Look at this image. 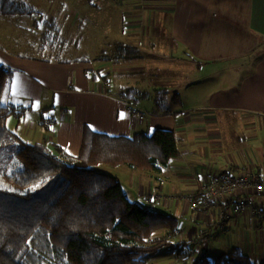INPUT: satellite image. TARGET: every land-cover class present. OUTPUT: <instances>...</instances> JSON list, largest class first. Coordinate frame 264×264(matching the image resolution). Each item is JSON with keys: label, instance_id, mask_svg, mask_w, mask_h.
<instances>
[{"label": "crops", "instance_id": "0c3cea01", "mask_svg": "<svg viewBox=\"0 0 264 264\" xmlns=\"http://www.w3.org/2000/svg\"><path fill=\"white\" fill-rule=\"evenodd\" d=\"M86 3L92 8L88 15L101 12L105 22L99 27L85 16L91 23V39L102 37L108 51L78 46L72 47L75 52L59 48L57 57L40 58L0 47V59L5 61L0 62L14 72L6 105L18 109V116L10 117L12 127L8 118V127L26 142L48 141L53 149L61 146L72 156L80 153L85 128L121 137L151 134L159 128L173 131L180 155L168 168L160 173L123 170L133 187L132 196L124 191L131 201L143 204L145 196L159 193L163 198L152 203L155 209L180 219V244L173 247L175 252L165 254L167 264H190L189 253L215 260L233 248L261 264L264 218L259 220L250 212L233 217L227 209L238 198L253 196L264 210V195L239 191L235 198H225L206 210H192L186 198L224 172L235 177L249 171L264 176V0ZM80 17L78 11H55L48 19L53 20L46 25L58 34V45L64 36L76 33ZM70 37L69 42H74ZM119 44L138 48L142 59L98 60ZM146 60L153 61L156 72L171 70L173 80L166 75L152 86L134 82L148 69ZM132 62L144 68L130 70ZM133 88L146 95L130 101L122 98ZM158 89L169 92L168 114H154ZM133 104L147 112L145 121L131 115ZM49 108L57 122L45 128Z\"/></svg>", "mask_w": 264, "mask_h": 264}, {"label": "trees", "instance_id": "16d2710c", "mask_svg": "<svg viewBox=\"0 0 264 264\" xmlns=\"http://www.w3.org/2000/svg\"><path fill=\"white\" fill-rule=\"evenodd\" d=\"M34 12L25 0H0V15ZM141 59L138 48L123 44L98 58L113 63ZM13 75L0 62L2 173L14 186H0V264H149L145 256L180 244L179 236L165 235L181 233L177 216L158 211L153 202L131 201L120 180L98 168L124 165L160 173L180 155L175 133L159 128L121 137L85 128L77 156L61 146L53 149L48 141L26 142L8 127V118L18 116L17 107L3 104ZM145 95L133 88L121 96L130 101ZM168 95L158 89L154 114L170 112ZM192 255L190 264H257L239 248L215 260Z\"/></svg>", "mask_w": 264, "mask_h": 264}, {"label": "rangeland", "instance_id": "374dc122", "mask_svg": "<svg viewBox=\"0 0 264 264\" xmlns=\"http://www.w3.org/2000/svg\"><path fill=\"white\" fill-rule=\"evenodd\" d=\"M27 2L29 4L28 6L34 8L36 11L32 15L20 16L16 18L0 16V47L15 51V53L17 54L20 52L21 54H24L27 56H34V57H40V58L57 57L59 55V48H63L64 51L69 50L68 52L70 51L75 52L76 50L73 51L72 47L75 48L79 46L81 50L82 48L83 49H86L89 47L91 48L94 45L95 46L94 49L97 50L98 52L102 50H105V51L109 50L107 48V45H105L106 42H104L102 37L97 38V40L95 41L91 39V35H92L91 34L92 31H90L91 23L87 22V20L85 19V16H87V18H89L90 21H93L95 25L99 27L102 24H105V22L102 21L101 12H98V14H95L92 16L88 15L87 11L91 10L92 8L87 6L86 0H55V3H53V5H48L46 1L41 3V5H37L36 1L34 0H27ZM55 11L56 13L57 12H60V13L70 12L71 14H74V12L78 11V13L82 16L80 17L81 19L79 20V23L77 27L75 28L76 33L75 34L69 33L67 34V36H64L63 37L64 39H62L63 42L59 43L60 45H58V34L54 31L53 26L46 25V23L53 22V20L51 19L48 20V19L53 16V13ZM110 33L113 34L114 32L110 31ZM100 34H102V32H100ZM95 36H98V35L96 34ZM69 37L70 39H73L74 42H69ZM110 39L116 42L113 39V35ZM97 45H100V46L96 47ZM75 54H79V53L77 52ZM166 61L169 63L170 60L169 61L166 60ZM145 62L149 65L148 69L144 70V73H142L141 77H138L140 79L133 78L132 80L134 82L140 83L144 86L147 83L148 85L152 86L155 83H157V81H159L160 79L161 80L166 79V75H168V77L171 80H173L171 77V74H172L171 70H169V72L167 71L158 72L157 71L158 72L157 73L153 69L154 67L153 61L146 60ZM94 65H98V64H94ZM139 66H140V62L139 63L132 62L131 66L129 67H132L130 70L132 69L138 70V69L144 68V67H139ZM172 76H174V74ZM129 82L131 84L133 83L131 80ZM6 93H7V90L5 92V96L3 99L4 105H6L7 103ZM176 97L177 99H180L179 95H177ZM52 111H53L52 108H49L47 110V113L50 115ZM52 114L54 113L52 112ZM9 121L11 122L10 127H12L13 122L11 121V119ZM5 165H6V160H3L0 154V186L3 188L11 189V188H14V186L12 184H9L5 180L4 173H2V168ZM98 168L102 172L107 173L109 175H113L118 180H120L123 184L124 191L128 192L129 196H132L131 189H133V187L130 184L127 178V175L123 173V170L129 167L124 166V165L119 166V167H109L106 165H100L98 166ZM148 196L150 195H147V197ZM169 251L175 252L173 247H165L164 249L156 253L153 252V254H149L145 256V260L150 264H153V263L167 264L168 257H166L165 254H167Z\"/></svg>", "mask_w": 264, "mask_h": 264}, {"label": "built area", "instance_id": "2783aa9c", "mask_svg": "<svg viewBox=\"0 0 264 264\" xmlns=\"http://www.w3.org/2000/svg\"><path fill=\"white\" fill-rule=\"evenodd\" d=\"M129 106L130 113L133 117L136 116L141 121L146 120L147 112L143 111L134 104ZM56 122L57 120H55L54 116L51 114L46 116L43 126L45 128H51L56 124ZM239 191H252L257 195L263 196L264 176L249 171L235 177L229 172H224L223 174L214 177L212 181L202 187L198 193L188 195L186 199L187 202H190V208L192 210L199 207L206 210L212 208L217 202L222 201L225 198H235ZM170 197L175 198L173 195ZM161 198H163V195L157 193L150 194V196L144 197V203L150 204ZM227 211L233 217H239V215L250 212L259 220L264 218V210L256 204L253 196L238 198V201L230 205ZM165 235L169 239H176L180 235V230H177L175 234L166 232Z\"/></svg>", "mask_w": 264, "mask_h": 264}]
</instances>
